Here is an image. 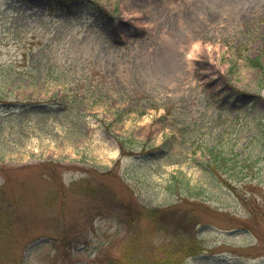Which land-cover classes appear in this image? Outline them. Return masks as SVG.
Segmentation results:
<instances>
[{"label": "rangeland", "instance_id": "rangeland-1", "mask_svg": "<svg viewBox=\"0 0 264 264\" xmlns=\"http://www.w3.org/2000/svg\"><path fill=\"white\" fill-rule=\"evenodd\" d=\"M76 1L0 0V264H264V0Z\"/></svg>", "mask_w": 264, "mask_h": 264}, {"label": "trees", "instance_id": "trees-1", "mask_svg": "<svg viewBox=\"0 0 264 264\" xmlns=\"http://www.w3.org/2000/svg\"><path fill=\"white\" fill-rule=\"evenodd\" d=\"M66 3H71L72 7L78 6L80 5L79 3H76L74 0H46V8L47 9H52L54 10L56 6H59L60 8L65 9L66 8ZM67 10L69 8H66ZM103 15H106L105 11L101 10ZM252 62L254 63V65L256 66H260L261 64L259 63L258 59H254L252 60ZM262 71L264 72V65L261 66ZM116 140L118 142V145L120 147V154L121 155H127L130 154V151L132 152V146H129L126 144L127 140L123 139L120 136H116ZM211 158H213V161H218L219 159V152L216 150V148H210L209 149V154ZM216 168L214 167L212 170H215ZM157 209L153 208V210H151L150 212V217H156L157 216ZM191 239L194 237H190ZM194 241V239H192ZM195 244L196 241H194ZM131 245H129L128 247L124 248L120 258H107L105 260V262L103 264H175L176 261H178L177 256L175 257H165L164 259H158L156 258L155 260H153V258L151 257L150 260L152 262L149 261L148 255H142V254H137L135 253L133 250H131ZM179 247H185L184 251H182L184 253L185 256L187 255H191V254H196L199 252L200 246L196 245V246H190L188 244H183V243H179L178 244ZM151 256V255H150ZM102 264V263H99Z\"/></svg>", "mask_w": 264, "mask_h": 264}]
</instances>
